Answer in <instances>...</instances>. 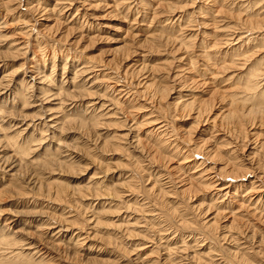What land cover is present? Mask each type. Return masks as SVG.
I'll return each mask as SVG.
<instances>
[{"label": "rangeland", "instance_id": "374dc122", "mask_svg": "<svg viewBox=\"0 0 264 264\" xmlns=\"http://www.w3.org/2000/svg\"><path fill=\"white\" fill-rule=\"evenodd\" d=\"M59 1L0 0V264H264V0Z\"/></svg>", "mask_w": 264, "mask_h": 264}, {"label": "bare ground", "instance_id": "6f19581e", "mask_svg": "<svg viewBox=\"0 0 264 264\" xmlns=\"http://www.w3.org/2000/svg\"><path fill=\"white\" fill-rule=\"evenodd\" d=\"M61 1V0H60ZM59 1V2H60ZM74 1H77L76 3H78V2H81L80 0L78 1V0H74ZM73 2V1H72ZM61 3V2H60ZM64 3V2H63ZM129 3V2H128ZM72 4V3H71ZM81 4H82V2H81ZM56 5V4H55ZM61 5V4H60ZM79 5V4H78ZM107 5V4H106ZM106 5H105V7H106ZM59 6V5H58ZM69 6V5H68ZM71 6V5H70ZM74 5H72V7H73ZM65 7H67V6H64L63 8L61 7V10H64L63 12L66 14V13H68L69 12V9L68 8H65ZM212 9V8H211ZM210 9V10H211ZM70 10H71V8H70ZM221 10V9H220ZM112 11H113V9H112ZM62 12V11H61ZM212 12V11H211ZM63 13V14H64ZM110 14V13H109ZM53 16V15H52ZM44 18V17H43ZM66 18V17H65ZM73 19L74 18H72L71 19V23L73 22ZM246 19V18H245ZM212 20H214V19H212ZM194 23V22H193ZM196 23V22H195ZM250 23V22H249ZM248 23V24H249ZM259 26V25H258ZM65 27V26H64ZM179 29V28H178ZM259 29V28H258ZM41 30V29H40ZM30 31V30H29ZM129 33V32H128ZM28 34V33H27ZM29 35V34H28ZM126 35V34H125ZM88 36V35H87ZM27 37V36H26ZM29 37V36H28ZM149 37V36H148ZM141 38V37H140ZM139 38V39H140ZM238 39V38H237ZM264 39V38H263ZM151 41V40H150ZM20 45V44H19ZM18 44H16V46H19ZM159 45V44H158ZM15 46V45H14ZM248 47V46H247ZM17 48V47H16ZM120 48V47H119ZM19 52V51H18ZM247 52V51H246ZM131 54V53H130ZM237 55V54H236ZM238 56V55H237ZM126 57V56H125ZM246 57V56H245ZM203 60V59H202ZM226 60V59H225ZM244 60V59H243ZM223 62V61H222ZM205 63V62H204ZM254 66V65H253ZM252 68V67H251ZM15 73V72H14ZM255 73V72H254ZM4 74V73H3ZM260 74H261V72H260ZM80 75V74H79ZM3 76V75H2ZM8 76V75H7ZM12 77V76H11ZM6 78V77H5ZM31 78V80H29L28 81V83L31 85V83H32V85L31 86H33L34 85V82H35V80H33V77H30ZM46 78V77H45ZM248 78V77H247ZM3 81V80H2ZM145 81V80H144ZM5 82V81H4ZM36 83V82H35ZM198 83V82H197ZM196 83V84H197ZM258 83V82H257ZM10 84V83H9ZM9 84H5V85H3V86H5L4 88H6V90H7V88H9L8 87V85ZM195 84V83H194ZM200 84H202V83H200ZM1 86V85H0ZM25 86V85H24ZM119 86H122L123 87V85H117V87L120 89V87ZM145 86V85H144ZM202 86V85H201ZM107 88V87H106ZM250 88H252V86L250 87ZM26 89V88H25ZM118 89V90H119ZM124 89V88H123ZM209 89V88H208ZM5 90V89H4ZM45 90V89H44ZM140 90V89H139ZM232 90V89H231ZM252 90V89H251ZM250 90V91H251ZM3 91V90H2ZM46 91V90H45ZM163 92V91H162ZM213 92H214V90H213ZM264 92V91H263ZM127 94H128V91L126 92ZM126 93L124 92V90L122 91V93H120L119 95H121V94H124V95H126ZM259 93V92H258ZM158 94V93H157ZM264 94V93H263ZM258 95V94H257ZM262 95V94H261ZM36 96V95H35ZM80 96V95H79ZM218 97V96H217ZM225 97V96H224ZM254 97V96H253ZM215 98V97H214ZM223 98V97H222ZM230 98H232V97H230ZM234 98V97H233ZM20 99V98H19ZM23 99V98H22ZM254 100L256 99V98H253ZM262 99V98H261ZM211 100V99H210ZM215 100V99H214ZM224 100V102L226 101V97L223 99ZM228 100V99H227ZM253 100V101H254ZM257 100H258V97H257ZM263 100V99H262ZM18 101V100H17ZM57 101V100H56ZM231 101V102H230ZM230 101H228L227 103H228V108H230L229 109V112L228 113H230V112H232V113H234V108H237V105H235L236 103H237V101L236 102H234V100L232 101V100H230ZM197 102V101H196ZM207 102V101H206ZM223 102V101H222ZM257 102V105H258V102L259 101H256ZM255 102V103H256ZM208 103V102H207ZM204 104L203 105V107L202 108H200V109H196L197 110V112L195 113V116H194V120L197 122V124H199V120L200 119H202V117H203V115L204 114H208L210 111H211V108H212V106L213 105H209V104ZM262 103V102H261ZM191 104V103H190ZM264 104V103H263ZM48 106V105H47ZM71 106V105H70ZM189 106V105H188ZM191 106V105H190ZM227 106V105H226ZM231 107L233 108V109H231ZM260 108V107H259ZM46 109V108H45ZM252 109V108H251ZM261 109V108H260ZM37 110V109H36ZM233 110V111H232ZM253 110V109H252ZM51 111V110H50ZM248 111V110H247ZM256 111H257V109H256ZM240 112H242L241 110H240ZM249 112V111H248ZM252 112H254V111H252ZM263 112H264V110H263ZM48 113V112H47ZM80 113V112H79ZM244 114H246V113H244ZM248 115H250V112L249 113H247ZM253 114L254 113H252V116H253ZM256 114V113H255ZM257 114H259V113H257ZM260 114H261V112H260ZM259 114V115H260ZM84 115V114H83ZM235 115V114H234ZM237 116H240L239 114H237ZM258 116V115H257ZM256 116V117H257ZM241 117L244 119L246 116L245 115H241L240 116V119H241ZM255 117V116H254ZM175 118V117H174ZM248 118H250V117H248ZM248 118H246L247 120H249ZM110 119V118H109ZM158 119V118H157ZM204 119H206V117L204 118ZM242 119V120H243ZM256 119V118H255ZM193 120V121H194ZM61 121V120H60ZM194 121V122H195ZM163 122V121H162ZM161 122V123H162ZM248 122H251V121H248ZM232 123V122H231ZM196 124V123H195ZM242 124H243V122H242ZM241 124V125H242ZM26 125H28V124H26ZM49 125V124H48ZM59 126V125H58ZM215 126V125H214ZM166 124H161L157 129L158 130H160V131H162L161 133H163V134H166L167 135V133H165L166 132ZM197 127V126H196ZM242 127V126H241ZM240 127V128H241ZM51 128V127H50ZM217 130V129H216ZM227 130V129H226ZM83 131V130H82ZM228 131V130H227ZM137 132V131H136ZM210 132V131H209ZM218 132V131H217ZM241 132V131H240ZM242 132H243V130H242ZM241 132V133H242ZM159 133V132H158ZM213 134V133H212ZM161 135V134H160ZM228 135V134H227ZM170 136V135H169ZM214 136V135H213ZM220 137V136H219ZM212 138V137H211ZM223 138V137H222ZM176 140V139H175ZM168 141L169 140H167L166 142L168 143ZM165 142V140H164V142L162 143L163 145H164V143H166ZM170 142V141H169ZM175 142V141H174ZM166 143V144H167ZM210 143V142H209ZM226 143V142H225ZM116 144V143H115ZM208 144V143H207ZM203 145V144H202ZM228 144H226L224 147H226ZM261 145V144H260ZM263 145H264V143H263ZM107 146V145H106ZM172 146V145H171ZM219 146V145H218ZM223 146V145H222ZM170 147V146H169ZM176 147V146H175ZM234 147V146H233ZM261 147H262V145H261ZM178 148V147H177ZM195 151H196V153H202V151H203V153H204V150H201L202 148L200 147V145L199 144H196L195 145ZM218 148V147H217ZM220 149H221V147H219ZM218 148V149H219ZM259 148V147H258ZM124 149V148H123ZM219 149V150H220ZM213 150V149H212ZM231 150V149H230ZM194 151V150H193ZM189 152V151H188ZM230 152V151H229ZM195 153V152H194ZM213 154V153H212ZM190 155V154H189ZM201 155V154H200ZM207 155V154H206ZM206 155H205V157H206ZM209 156H211V154L209 155ZM219 156V155H218ZM189 157H191V156H188V154L187 155H185V157L183 158L184 160H187V159H189ZM204 157V156H203ZM13 159V158H12ZM214 159V158H213ZM204 160V159H203ZM203 160H201V161H199V162H193V167H192V171H191V176H190V180L192 181L191 182V185L193 184L194 186H195V188L197 189H199L200 187H199V185L201 186H205V187H211V185H214V184H216L217 183V181L218 180H224V179H226V177H225V174H224V176L221 174V171L223 170V169H220L219 171H218V173L216 174V173H214V175L210 178L207 174H205L206 173V171H208L207 169H206V167H204L203 165L206 163L205 161H203ZM216 160V159H215ZM194 161V160H193ZM208 162V161H207ZM11 165H13V164H11ZM192 165V164H191ZM230 166H232V165H230ZM17 167V166H16ZM199 167H201V169H199ZM14 168V167H13ZM140 168V167H139ZM215 168V167H214ZM213 168V169H214ZM220 168V167H219ZM210 170V169H209ZM146 171V170H145ZM212 171H214V170H212ZM216 171H217V169H216ZM174 172V171H173ZM220 172V173H219ZM236 172V171H235ZM208 173H210L209 171H208ZM234 173V172H233ZM186 174V173H185ZM235 174V173H234ZM230 176V175H229ZM215 180H214V179ZM211 179H213V180H211ZM130 182V181H129ZM129 182H127V183H129ZM154 182V181H153ZM186 182V181H185ZM228 182V181H227ZM181 183V182H180ZM188 183V182H187ZM153 184V183H152ZM161 184V183H160ZM128 185V184H127ZM210 185V186H209ZM52 186V185H51ZM264 186V185H263ZM262 186V187H263ZM187 187V186H186ZM185 187V188H186ZM204 187V188H205ZM222 187V186H221ZM243 187V186H242ZM51 188V187H50ZM178 188V187H177ZM168 189V188H167ZM187 189H189V188H187ZM224 189H226V188H222V189H219L220 190V192H221V190H224ZM255 189V188H254ZM254 189H253V191H254ZM59 190V189H58ZM158 190V189H157ZM159 190L161 191V192H164L163 191V188H162V186H159ZM185 190V189H184ZM236 190V189H235ZM248 190H249V188H248ZM261 190V189H260ZM56 191V190H55ZM227 191V190H226ZM19 192H20V190H19ZM82 192V191H81ZM246 192H248V191H245L244 193H246ZM254 192H256V191H254ZM260 192V191H259ZM64 193H66V192H64ZM124 193V192H123ZM166 193V192H165ZM196 193V192H195ZM222 193V192H221ZM227 193L228 192H225L223 195L224 196H226L227 195ZM2 194V193H1ZM47 194H48V192H47ZM111 194V193H110ZM218 194V193H217ZM216 194V195H217ZM49 195V194H48ZM67 195V194H66ZM112 195V194H111ZM114 195H116V194H114ZM219 195V194H218ZM232 195V194H231ZM1 196V195H0ZM69 196V195H68ZM108 196V195H107ZM170 196V195H169ZM186 196V195H185ZM63 197V196H62ZM124 197V196H123ZM219 197V196H218ZM253 197V196H252ZM110 198H112V197H110ZM120 198H122V197H120ZM160 200V199H159ZM58 201V200H57ZM64 201V200H63ZM248 201V200H247ZM60 202V201H59ZM206 203V202H205ZM249 203V202H248ZM144 205V204H143ZM192 205V204H191ZM200 205V204H199ZM208 205V204H207ZM138 206H140V205H138ZM142 206V205H141ZM174 207H176V206H174ZM174 207H172V209L174 208ZM211 207V206H210ZM238 207V206H237ZM76 208V207H75ZM132 208V207H131ZM178 208V207H177ZM128 209V208H127ZM132 209H134V208H132ZM137 209V208H136ZM194 209V208H193ZM205 210H203V212L201 213V214H204V213H206L207 211H209V206L207 207V208H204ZM150 210V209H149ZM254 210V209H253ZM81 211V210H80ZM136 211V210H135ZM134 211V212H135ZM159 211V210H158ZM142 212V211H141ZM145 212H146V210H145ZM150 212L151 211H149L148 212V216H150V217H152V215L150 214ZM172 212H173V210H172ZM175 212H176V210H175ZM152 214L154 213V212H151ZM179 213V212H178ZM68 214V213H67ZM176 214V213H175ZM200 214V213H199ZM65 215V214H64ZM154 215H156V214H154ZM174 216V215H173ZM256 216V215H255ZM155 217V216H154ZM207 217V216H206ZM254 218V217H253ZM264 218V217H263ZM262 218V219H263ZM149 219V218H148ZM152 219V218H151ZM14 221V220H13ZM135 221V220H134ZM202 221V220H201ZM186 222H187V220L185 219V218H183L182 219V223L184 224V225H186ZM203 222H205V221H203ZM202 222V223H203ZM215 222V221H214ZM214 222H213V225H214ZM237 222V221H236ZM99 223V222H98ZM130 223V222H129ZM188 223V222H187ZM200 223V222H199ZM132 224V223H131ZM177 224V223H176ZM206 224V223H205ZM211 225H212V223H210ZM72 225V224H71ZM75 225V224H74ZM204 225V224H203ZM207 225V224H206ZM205 225V226H206ZM114 226V225H113ZM163 226V225H162ZM81 228V227H80ZM33 230V229H32ZM204 231V230H203ZM165 234V233H164ZM30 236V235H29ZM31 237V236H30ZM78 237V236H77ZM123 238V237H122ZM139 239V238H138ZM57 240V239H56ZM119 242V241H118ZM146 244V243H145ZM45 245V244H44ZM83 245H84V243H83ZM59 246V245H58ZM77 246V245H76ZM119 246V245H118ZM139 246V245H138ZM182 251V250H181ZM49 252V251H48ZM67 253V252H66ZM69 258V257H68ZM39 259V258H38ZM147 259H148V257H147ZM107 260V259H106ZM142 260V259H141ZM103 262V261H102ZM105 262V261H104ZM109 262V261H108ZM111 262V261H110ZM105 264V263H104Z\"/></svg>", "mask_w": 264, "mask_h": 264}, {"label": "clouds", "instance_id": "9594fccd", "mask_svg": "<svg viewBox=\"0 0 264 264\" xmlns=\"http://www.w3.org/2000/svg\"><path fill=\"white\" fill-rule=\"evenodd\" d=\"M126 2H131V0H126ZM234 151H238V149H234ZM238 178L243 179L245 177H238ZM262 179H264V178H262Z\"/></svg>", "mask_w": 264, "mask_h": 264}]
</instances>
